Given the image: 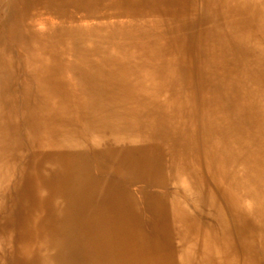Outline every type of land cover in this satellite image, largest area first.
<instances>
[{"label":"bare ground","instance_id":"obj_1","mask_svg":"<svg viewBox=\"0 0 264 264\" xmlns=\"http://www.w3.org/2000/svg\"><path fill=\"white\" fill-rule=\"evenodd\" d=\"M199 1L0 0V264H264V0Z\"/></svg>","mask_w":264,"mask_h":264},{"label":"rangeland","instance_id":"obj_2","mask_svg":"<svg viewBox=\"0 0 264 264\" xmlns=\"http://www.w3.org/2000/svg\"><path fill=\"white\" fill-rule=\"evenodd\" d=\"M203 4H205L204 1L200 0L199 3H198V5H199L198 8L200 6H203ZM198 26L199 27H196L198 30H203L204 27H205L203 23H200ZM183 62L184 63L181 65L182 72L185 73V80H186L187 84L189 85L191 83V81H192L193 76L196 78V74L194 72V67H193V64H192L193 60L188 55H186L185 56V61H183ZM192 72H193V76H192ZM205 217H207L208 219L211 218V216H209V215H207ZM232 229L234 230V228H232ZM233 234L236 237L234 232H233Z\"/></svg>","mask_w":264,"mask_h":264}]
</instances>
